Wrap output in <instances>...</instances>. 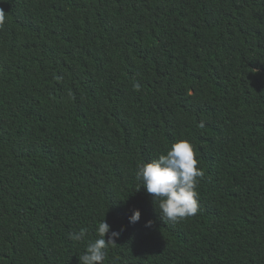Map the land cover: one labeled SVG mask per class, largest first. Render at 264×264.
Returning <instances> with one entry per match:
<instances>
[{
    "label": "trees",
    "instance_id": "trees-1",
    "mask_svg": "<svg viewBox=\"0 0 264 264\" xmlns=\"http://www.w3.org/2000/svg\"><path fill=\"white\" fill-rule=\"evenodd\" d=\"M0 10V264H80L104 220L102 264H264V0ZM180 141L199 211L164 223L136 172Z\"/></svg>",
    "mask_w": 264,
    "mask_h": 264
},
{
    "label": "clouds",
    "instance_id": "clouds-1",
    "mask_svg": "<svg viewBox=\"0 0 264 264\" xmlns=\"http://www.w3.org/2000/svg\"><path fill=\"white\" fill-rule=\"evenodd\" d=\"M3 22L4 12L0 10V24ZM134 87L139 89L140 85L135 84ZM197 165L192 145L188 141H180L173 144L166 155H160L158 159L138 166L136 179L142 182L143 188L152 195L154 201H159L160 217L164 223H177L198 213L196 186L203 172ZM140 217V211L135 210L129 217V223L139 222ZM152 224V221H148L145 227L150 228ZM109 231L110 226L105 220L99 223V238L88 243L86 252L79 257L80 264H102L108 246H115V239L121 234L120 231L111 232L106 242L105 235ZM86 233V229H81L78 233L69 235L71 239L81 241Z\"/></svg>",
    "mask_w": 264,
    "mask_h": 264
}]
</instances>
